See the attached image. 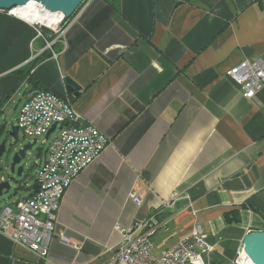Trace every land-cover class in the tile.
Masks as SVG:
<instances>
[{
  "label": "crops",
  "instance_id": "0c3cea01",
  "mask_svg": "<svg viewBox=\"0 0 264 264\" xmlns=\"http://www.w3.org/2000/svg\"><path fill=\"white\" fill-rule=\"evenodd\" d=\"M258 59L264 0H87L52 49L0 9L2 125L32 94L51 91L109 140L65 191L48 259L9 231L0 232V264H108L121 239L116 224L154 213L155 254L199 224L207 264H236L244 237L264 231V90L246 98L229 71ZM37 60L32 89L18 71ZM68 78L79 91L67 89ZM235 209L240 221L227 222Z\"/></svg>",
  "mask_w": 264,
  "mask_h": 264
},
{
  "label": "built area",
  "instance_id": "2783aa9c",
  "mask_svg": "<svg viewBox=\"0 0 264 264\" xmlns=\"http://www.w3.org/2000/svg\"><path fill=\"white\" fill-rule=\"evenodd\" d=\"M2 11L33 25L36 37L45 42V49H52L62 39L76 16L74 13L64 26L67 17L63 12L51 11L38 1ZM43 27L51 32L44 31ZM65 48L63 43L62 50ZM53 55L58 57L59 53L54 52ZM229 76L246 98L253 99L264 90V60L242 61L232 67ZM17 123L20 132L30 138L38 139L46 135L53 125H56L54 131L57 130L58 135L49 144L47 157L36 171L37 190L0 208V232L7 235L11 231L9 237L13 242L46 260L65 191L80 172L101 154L109 140L93 123L85 121L84 116L74 109L71 99L51 91L32 94L21 106ZM130 198L137 204L141 201L134 192ZM175 200L176 197L166 199L162 205L170 207ZM157 228L154 216L136 221L130 227L116 224L115 230L120 233L121 239L112 250L108 264H207L204 257L209 255L211 246L201 225L195 224L191 232L174 246L155 254L153 239ZM62 239L67 240V237L63 235ZM248 260L242 246L235 263L248 264Z\"/></svg>",
  "mask_w": 264,
  "mask_h": 264
},
{
  "label": "water",
  "instance_id": "95a60500",
  "mask_svg": "<svg viewBox=\"0 0 264 264\" xmlns=\"http://www.w3.org/2000/svg\"><path fill=\"white\" fill-rule=\"evenodd\" d=\"M31 1L41 2L49 10L61 11L67 18H69L74 15V13L86 0H0V9L8 10L14 6L25 5ZM43 29L46 32H51L46 27H43ZM67 83V89L69 91L74 92L75 90H80L79 85H77L73 80L68 78ZM55 128L56 125H53V127L47 132L46 138L50 136ZM5 130H8V135L14 140V142L11 143L12 147L10 148L11 150H14L13 160L10 165H8L10 172L12 174L17 173L19 177H22L25 166L27 165L25 160L28 156V151L32 150L38 139L33 138L31 141H23L20 137V128L17 124L12 123L11 126L6 127ZM6 150L7 144L4 141L0 143V160ZM20 181V179L16 178L2 180L0 182V196L3 194H9L13 187L15 190H18L19 188L25 189L28 184V180L21 183ZM37 188L38 184L34 183L32 185L33 191H36ZM243 250L253 264H264V231L256 230L249 232L243 239Z\"/></svg>",
  "mask_w": 264,
  "mask_h": 264
},
{
  "label": "rangeland",
  "instance_id": "374dc122",
  "mask_svg": "<svg viewBox=\"0 0 264 264\" xmlns=\"http://www.w3.org/2000/svg\"><path fill=\"white\" fill-rule=\"evenodd\" d=\"M8 113V112H7ZM10 122H13L14 124L17 123V117L18 113L17 111H13L10 115ZM3 119L0 118V127L3 123ZM58 135V131H54L49 138H46V135H42L38 138L37 143L33 146L32 150L28 151V156L26 158L27 165L25 166V170L22 177H19L17 173L12 174L10 172V169L7 171L6 166L12 162L14 150H11V143L14 142V140L8 135V130H5L4 133L0 137V143L7 142V150L3 154L0 160V182H1V176L5 175L7 179H25L28 180V183L33 182L36 178V163L39 161V155L38 153L41 152L42 154L46 153V150L51 143V141ZM20 137L23 141H31L33 138L24 136L22 132H20ZM46 140V142H44ZM18 167V166H17ZM24 194L23 188H19L18 190L13 189L9 194H3L0 196V207L5 206L6 204L11 203L14 199L21 197Z\"/></svg>",
  "mask_w": 264,
  "mask_h": 264
},
{
  "label": "trees",
  "instance_id": "16d2710c",
  "mask_svg": "<svg viewBox=\"0 0 264 264\" xmlns=\"http://www.w3.org/2000/svg\"><path fill=\"white\" fill-rule=\"evenodd\" d=\"M80 9V8H79ZM76 14V13H75ZM74 16V15H73ZM73 16H71V17H69V18H67L66 19V21H65V23H64V26L66 25V23L68 22V21H70L72 18H73ZM45 54H46V52H44V54H43V56L41 57V58H39L38 60H40V59H42L44 56H45ZM35 61V62H33L32 64H30V65H28L27 66V68H25V69H21V70H19L18 71V73H20V74H22L23 76H24V78H26L31 84H32V86H33V88L32 89H35V88H37L38 87V82L32 77V75H31V72H32V70H33V68H35V66H36V64L39 62V61ZM0 106H1V104H0ZM7 127V125L6 124H3L1 127H0V137H1V135L3 134V132H4V130H5V128ZM41 152H39L38 153V155H39V158L41 157ZM26 188V187H25ZM243 207V206H242ZM241 207V208H242ZM239 211H240V209H235V210H233V211H231V212H229V213H227L226 215H225V219H226V221L227 222H233V221H240V216H239ZM156 212V211H155ZM154 215H156L155 213L153 214V216ZM156 221H157V218H156ZM157 224H159L158 222H157Z\"/></svg>",
  "mask_w": 264,
  "mask_h": 264
},
{
  "label": "bare ground",
  "instance_id": "6f19581e",
  "mask_svg": "<svg viewBox=\"0 0 264 264\" xmlns=\"http://www.w3.org/2000/svg\"><path fill=\"white\" fill-rule=\"evenodd\" d=\"M30 3H33V1H31ZM40 16V15H39ZM248 264H253V262L249 259L248 260Z\"/></svg>",
  "mask_w": 264,
  "mask_h": 264
},
{
  "label": "flooded vegetation",
  "instance_id": "af4514ba",
  "mask_svg": "<svg viewBox=\"0 0 264 264\" xmlns=\"http://www.w3.org/2000/svg\"><path fill=\"white\" fill-rule=\"evenodd\" d=\"M6 143H7V142H6ZM10 145H11V144H10ZM11 147H12V146H11ZM11 147H10V148H11ZM20 180H21L20 183L26 181L25 179H20Z\"/></svg>",
  "mask_w": 264,
  "mask_h": 264
}]
</instances>
